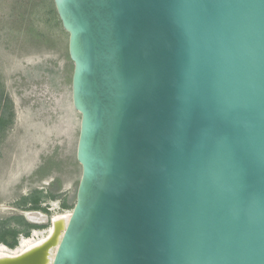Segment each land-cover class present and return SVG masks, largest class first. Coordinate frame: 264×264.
Masks as SVG:
<instances>
[{
  "label": "water",
  "instance_id": "95a60500",
  "mask_svg": "<svg viewBox=\"0 0 264 264\" xmlns=\"http://www.w3.org/2000/svg\"><path fill=\"white\" fill-rule=\"evenodd\" d=\"M54 3L77 201L0 264H264V0Z\"/></svg>",
  "mask_w": 264,
  "mask_h": 264
},
{
  "label": "rangeland",
  "instance_id": "374dc122",
  "mask_svg": "<svg viewBox=\"0 0 264 264\" xmlns=\"http://www.w3.org/2000/svg\"><path fill=\"white\" fill-rule=\"evenodd\" d=\"M73 72L69 34L54 0H0V113L8 108L9 114L0 125V229L20 230L19 245L0 243V253L18 254L48 237L52 218L75 207L82 168ZM36 211L49 220L32 222L27 213ZM21 217L38 226L29 236L16 223Z\"/></svg>",
  "mask_w": 264,
  "mask_h": 264
},
{
  "label": "trees",
  "instance_id": "16d2710c",
  "mask_svg": "<svg viewBox=\"0 0 264 264\" xmlns=\"http://www.w3.org/2000/svg\"><path fill=\"white\" fill-rule=\"evenodd\" d=\"M8 108H6V110L2 111L0 113V125H5L8 121H9V114L7 113ZM13 113V112H12ZM11 115V114H10ZM14 116V113L12 114V117ZM35 203H38V198H35L33 200ZM31 209L33 210H40L41 207L37 204H33L31 206ZM18 223L19 225H23L26 227V235L29 236L30 235V229H35L36 227H38L37 225L34 224H30L28 222L25 221V219L23 217L18 219ZM1 231V237H0V243L8 246L11 249H15L19 243H18V236H19V232L20 230L16 227H2V229H0Z\"/></svg>",
  "mask_w": 264,
  "mask_h": 264
},
{
  "label": "bare ground",
  "instance_id": "6f19581e",
  "mask_svg": "<svg viewBox=\"0 0 264 264\" xmlns=\"http://www.w3.org/2000/svg\"><path fill=\"white\" fill-rule=\"evenodd\" d=\"M27 216H28V218H29L32 222H34V223H45V222L48 221V215H46V214H44V213H42V212H39V211L27 213ZM69 216H70V215H68V216H61V217H58V216H57L56 218H52V220H55V221H56V219H60V218H64V217H66V219H68ZM52 232H53V226H52V229H51V231H50V234H51ZM50 234H49V235H50ZM48 237H49V236H48ZM48 237H46V238H44V239H42V240H40V241H38V242H36V243L30 245L29 247H27L26 249H24V250H23L22 252H20V253H23V252H25V251L31 249L32 247H34V246H36V245L42 243V242L45 241ZM20 253H18V254H20ZM6 254H8V253H0V255H6Z\"/></svg>",
  "mask_w": 264,
  "mask_h": 264
}]
</instances>
